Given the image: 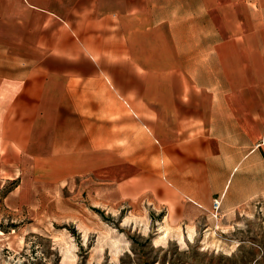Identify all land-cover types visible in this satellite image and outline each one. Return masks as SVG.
Wrapping results in <instances>:
<instances>
[{
  "label": "crops",
  "instance_id": "0c3cea01",
  "mask_svg": "<svg viewBox=\"0 0 264 264\" xmlns=\"http://www.w3.org/2000/svg\"><path fill=\"white\" fill-rule=\"evenodd\" d=\"M77 180L177 240L264 206V0H0L5 204Z\"/></svg>",
  "mask_w": 264,
  "mask_h": 264
},
{
  "label": "rangeland",
  "instance_id": "374dc122",
  "mask_svg": "<svg viewBox=\"0 0 264 264\" xmlns=\"http://www.w3.org/2000/svg\"><path fill=\"white\" fill-rule=\"evenodd\" d=\"M19 183L0 189V264H264L262 203L210 224L208 236L177 240L160 230L164 213L135 192L106 197L104 184L77 180L10 209L6 196Z\"/></svg>",
  "mask_w": 264,
  "mask_h": 264
},
{
  "label": "built area",
  "instance_id": "2783aa9c",
  "mask_svg": "<svg viewBox=\"0 0 264 264\" xmlns=\"http://www.w3.org/2000/svg\"><path fill=\"white\" fill-rule=\"evenodd\" d=\"M221 206H222V200L221 199H215L213 201V213H214L213 217L215 219L219 218V212H220Z\"/></svg>",
  "mask_w": 264,
  "mask_h": 264
}]
</instances>
